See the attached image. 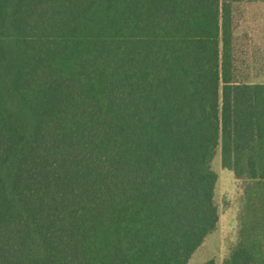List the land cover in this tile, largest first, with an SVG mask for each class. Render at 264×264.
Listing matches in <instances>:
<instances>
[{
	"label": "trees",
	"instance_id": "obj_1",
	"mask_svg": "<svg viewBox=\"0 0 264 264\" xmlns=\"http://www.w3.org/2000/svg\"><path fill=\"white\" fill-rule=\"evenodd\" d=\"M240 2L0 0V264L187 263L218 220L216 149L264 178ZM263 259L264 227L224 264Z\"/></svg>",
	"mask_w": 264,
	"mask_h": 264
},
{
	"label": "rangeland",
	"instance_id": "obj_2",
	"mask_svg": "<svg viewBox=\"0 0 264 264\" xmlns=\"http://www.w3.org/2000/svg\"><path fill=\"white\" fill-rule=\"evenodd\" d=\"M235 21L236 73L248 85L264 86V0H241ZM243 158L233 156L231 165H223L220 148L216 149L211 168L217 177L218 220L186 264H204L209 259L224 264L238 243L259 240L264 227V178L248 175ZM252 248L258 250L255 244Z\"/></svg>",
	"mask_w": 264,
	"mask_h": 264
}]
</instances>
